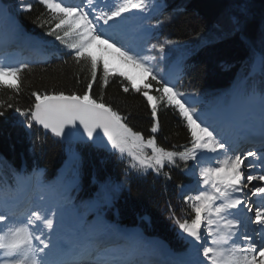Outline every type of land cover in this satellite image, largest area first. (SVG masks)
I'll list each match as a JSON object with an SVG mask.
<instances>
[{
  "label": "snow or ice",
  "instance_id": "snow-or-ice-1",
  "mask_svg": "<svg viewBox=\"0 0 264 264\" xmlns=\"http://www.w3.org/2000/svg\"><path fill=\"white\" fill-rule=\"evenodd\" d=\"M18 3L27 11L33 7L24 0H18ZM37 3L46 10L48 18L45 19L42 12L35 22L40 27L47 25V35L54 36L71 50L72 63L79 71L87 70L86 88L83 94L67 95L63 91L43 94L33 91L34 104L22 111L17 106V96L24 87L21 73L29 69V64L20 62L16 65L0 59V90L8 89L13 93L7 99L0 97V116L4 115V110L15 108L28 118V128H32L34 122L58 137L72 135L65 131L66 127H82L83 134L94 143L98 139L103 142L97 132L102 130L107 144L121 155L127 153L132 161L131 168L142 175L152 170L157 176L163 174L171 180L169 172L164 171L166 165L179 167L177 159L183 161V170L194 178L192 183L181 186V198L191 210L190 218L177 217L172 212L171 219L181 234H186L184 239L194 251L193 259L186 264H264V184L254 183L264 182V174H254L255 162L264 165V91L259 94L260 149L238 152L232 145L231 136L209 125L184 94L174 84L158 77L138 53L123 46L116 48L122 57L141 68L146 77H151L142 89L132 77L119 73L136 92H143L155 121L151 132L156 133L160 127L157 119L160 103L177 109L186 121L192 138L191 147L183 151L166 150L158 146L155 138L145 141L140 132L133 131L126 122L127 117L121 116L105 101L103 92L99 97L94 96V84L106 88L110 72L115 74L117 70L109 69L106 63L101 64L91 51L94 41L109 48L116 46L109 42L112 37L103 39L108 30L105 25L112 28L126 19L125 14L162 8L160 0H80V3L37 0ZM0 14L10 17L6 7L0 9ZM156 47L152 45V48ZM159 51H164L163 45L159 46ZM261 60L264 63V55ZM152 82L159 95H149L147 89L153 87ZM129 84L123 86L125 93L129 92ZM255 132V125L248 122L233 129L234 135L253 140L257 138ZM145 149H151V155ZM188 161L194 162V166L189 167ZM25 179L17 174L14 184L6 185L0 198V264H136L131 255H125L119 249L108 251L90 243L77 245L54 241L55 213L21 203L19 193ZM249 192L259 197L260 205L254 207L249 202ZM248 213H253L254 217Z\"/></svg>",
  "mask_w": 264,
  "mask_h": 264
},
{
  "label": "trees",
  "instance_id": "trees-1",
  "mask_svg": "<svg viewBox=\"0 0 264 264\" xmlns=\"http://www.w3.org/2000/svg\"><path fill=\"white\" fill-rule=\"evenodd\" d=\"M1 1L16 14L26 31L55 51L50 62L22 71L24 87L17 96V106L22 111L31 107L35 102L31 95L33 91L83 94L87 70L79 71L72 63L71 50L54 36L47 35V25L40 27L35 22L42 12L44 18H48L43 6L37 3L31 11L18 13L13 9L17 0ZM164 1V15L157 18L162 27L160 37L166 50L175 56H183V75L177 90L198 95L210 105L228 99L249 72L255 57L264 55V0ZM95 57L103 64L101 55ZM66 60L68 64L64 63ZM125 84L129 82L110 74L108 86L101 89L98 83L94 84L93 94L99 97L103 92L105 101L121 116L127 117L128 126L140 132L145 141L155 138L158 146L169 151L191 147V134L177 109L158 104L160 127L152 133L155 121L143 92H136L129 84V92L125 93ZM152 84L151 94L159 95L155 91V82ZM9 95H13L10 90H0V97L7 99ZM27 124L28 118L15 108L4 110V115L0 116V179L12 181V175L25 166L28 171L43 168L46 179L53 180L67 164L66 148L78 149L82 163L77 198L82 201L88 198L89 203L97 200L98 210L105 217L122 226L140 225L148 234L166 239L177 250L182 249L186 241H182L171 213L190 218L191 210L182 204L180 197V186L188 180L182 173L183 161L177 159L179 167L166 165L164 171L169 172L171 180L163 174L157 176L152 170L146 175H138L127 160L106 148L64 142L34 123L32 128ZM87 204L82 202L81 208Z\"/></svg>",
  "mask_w": 264,
  "mask_h": 264
},
{
  "label": "rangeland",
  "instance_id": "rangeland-1",
  "mask_svg": "<svg viewBox=\"0 0 264 264\" xmlns=\"http://www.w3.org/2000/svg\"><path fill=\"white\" fill-rule=\"evenodd\" d=\"M160 2L164 7L163 0H160ZM163 7L158 8L156 10H150V11H148L149 14L146 15L148 18L151 17V20L148 21V23H146V24H148V25H146V27H153V31L149 32L147 34H141L142 35L141 38H138L134 34L129 38V40L127 41L126 44H127V47L134 49V51L139 54L140 59L146 60V63L154 69V72H155V74H157L158 77L167 80L168 76H170V75H174L176 77L180 76L181 58H175L174 57L173 59H170V57H169L170 54L165 50L163 52H160L159 56H158L155 53V49L152 48V45L149 42V39L154 35V33L159 28L158 23H156L153 20V17L155 15H157L163 9ZM20 9L22 10L24 8L20 7ZM125 16H126V19L121 21V23L119 25H116V26L120 27L123 22H126V23H129L128 26L131 27V25H133L137 21L135 18L131 19L133 14H125ZM9 18L12 21L13 26L7 27V30H6L7 36L11 37V38H15L14 39L15 42H21L20 40H23L26 38L25 34L23 32L24 30L21 26L18 27L16 20L14 19V17L11 14H10ZM110 23H112V22H110ZM105 26H107V25H105ZM141 27L142 26H140L139 29H141ZM13 28H14V30H13ZM15 45H18V44L16 43ZM37 47H41V49L43 51H45V49L43 48V46H41L39 44V42L37 44ZM108 50H110L109 47L107 45L100 44L99 41H95L91 47V51H92L94 56H100V55L102 56L103 63H105L104 60L106 59V54H107ZM143 50H149L148 54H150V55H144L143 53H141ZM5 55H6V53L3 56H5ZM44 57L47 58L48 54H44ZM151 57H155V59H146V58H151ZM261 57L262 56L257 57L256 63L253 66V72L252 73H257L258 75H264V63H262ZM0 59H2V58H0ZM123 59H125V58L123 57ZM3 60L6 63H9L10 61H13V56L10 55L9 57L4 58ZM130 62H132V61H130ZM160 62H162V63H160ZM32 63H35L34 60ZM160 64L161 65L166 64L165 68H161ZM115 74L119 75V72L117 73V71H116ZM126 74L128 76L132 77L131 74L130 75L128 73H126ZM120 77L122 79H125V77H123V76H120ZM132 79L135 81V79L133 77H132ZM149 79H151L150 76H148V77L145 76L144 80L140 81L141 84L139 86L141 88H143L144 84L148 83L147 80H149ZM151 89H147V91L149 92V95H152L150 93ZM260 93H261V91L259 89L254 88L252 90L251 97H254L259 102V96L258 95ZM245 95H246V92L242 88H240L239 90H236L234 93V96L232 97V99L229 103V105H227V106L230 108H239L241 106L245 107V105L248 102V100H246V101L243 100V98L245 99ZM199 101H200V103L196 107H199L201 105V100H199ZM228 107L221 105V104L214 106L212 108L213 114H218V112H222V113L225 112L226 113V111L228 110ZM234 111H238V110H234ZM197 112H200V111H197ZM201 113H203V112H201ZM204 113H208V112H204ZM227 114H229V113H227ZM77 168H78V165L75 164L73 169H77ZM65 172L66 171L61 173V175L54 182H46L44 180V178L42 177V173H43L42 170H36L33 173L27 174L23 168V170L20 172V174L23 175L24 177H26L25 182L30 183V185L33 187L32 193H31L32 202H30V205H33V207H37V204H38L37 203L38 199H36L37 195L35 193V190L38 189V187L39 188L47 187V190L42 189L43 193L47 194V196H46L47 198L45 197L46 200L45 199L42 200V202H46V203H44L42 205L44 206V205L48 204V205H50V207L48 206V210H50V212L54 211V213H55V216H54L55 231L56 232H62V235H65V234H67V232L65 231V228H66L69 231V233H68V235H65V236H71L72 228L74 227V222L68 223V220H70V219L72 220L74 218V215L77 213V211L74 208V206L72 205L71 199H69V196H70L69 194L71 192L72 193L74 192L72 190H73L74 186L77 184V178H76V172L72 171L71 172V179H66L65 178ZM24 186L25 185H22V188ZM3 188H5V187L0 186V198H2V196H3V193H2L4 190ZM48 197L51 198L50 199L51 201L48 199ZM97 229L99 231L112 230V229H115L116 231H118L116 226L113 224H110L109 222H108L107 226L100 225V224L98 225V221L96 219L94 224L91 226V229H87V232H91V231H94Z\"/></svg>",
  "mask_w": 264,
  "mask_h": 264
},
{
  "label": "bare ground",
  "instance_id": "bare-ground-1",
  "mask_svg": "<svg viewBox=\"0 0 264 264\" xmlns=\"http://www.w3.org/2000/svg\"><path fill=\"white\" fill-rule=\"evenodd\" d=\"M28 2H30V0H25V3H28ZM69 2H70V0H69ZM3 8H5V6L0 1V9H3ZM147 14H149L148 11L135 14L136 16L139 15V17L136 18L137 21L133 25H131V27L128 26V23H126V22L122 23V25L120 27H112V28L105 27L108 30L103 37V38L106 37V39H108V37H112L113 39L110 41L112 43H115V45H116L113 48H109L110 50L107 51L106 59L104 60V62L107 64L109 69L117 70V73L118 72L119 73L124 72V73H128L129 75L131 74V76L135 79V83L137 85H140L141 84L140 81L144 80V78H145L144 72L142 71L141 68L137 67L134 63L130 62L127 59H123V57L116 50V48L123 46L126 49H131L130 47L126 46V42L129 39V37H131L133 34H135L138 38H141L142 37L141 34H147L153 30V28L151 29L150 27H146L145 17ZM12 16L14 17V15H12ZM14 19L16 20L15 17H14ZM16 22H17L18 27H19L20 25H19L17 20H16ZM8 26H13L12 21L10 20L9 17L6 18L2 14H0V31H1L0 32V44H2L1 42L9 41V38L7 37V31H6ZM140 26H142L141 29H139ZM13 30H14V28H13ZM25 35H26V39L22 40V44L25 45L26 47L30 48V49L36 50L37 46L35 44V40L31 36H29L27 33H25ZM11 43H13V42H11ZM20 47H22V46H20ZM141 53H143V52H141ZM0 56H1V54H0ZM12 64H15V63L12 62ZM8 79H10V78H8ZM175 80H176V76L170 75V77L168 78L167 81L170 83V85H172V84H175ZM185 98L188 99L189 104L192 107L198 104V101H197L198 99L195 98L194 96H185ZM198 113H200L202 115V117L207 121V123L209 125L216 123L215 121H217L218 122L217 127L218 128L220 127L219 131H222V132H224L225 135H229L231 137H232V131H233L232 128L237 125V119L240 120V117L238 115V114H240L239 111H234L235 114L230 112L229 114H226L225 117H220V116H218L219 114L213 116L209 112L208 113L198 112ZM244 114H248L249 116L247 117V119L252 120V121H256L257 124L259 125L260 104L254 103L253 107L251 109L244 111ZM237 116H238V118H237ZM212 117H216V119L213 120ZM209 155H212V154H209ZM23 185H25V187L21 190L20 200L23 198L28 199V197L30 196L29 192H30V190H32L30 183L24 181ZM48 199L50 200L51 198L48 197ZM44 203H46V202L41 201L39 203V205H40L39 208L46 209L48 206L50 207V205H48V204L44 205L45 206L44 207L42 205ZM112 235H114V234L105 232L101 235V238H110V237H112ZM89 237H95V236H94V234H91V235L86 236L85 239L82 238L81 239L83 242L82 244H87L86 240ZM95 238H97V237H95ZM151 240H153V241H151ZM151 240L148 241L147 243H141L142 246L144 247L145 252H151L152 253L156 250L157 244L155 243L154 239H151ZM120 246L121 245H114L112 248L116 249ZM120 251L123 254H125L124 250H120ZM189 257L193 259L194 252Z\"/></svg>",
  "mask_w": 264,
  "mask_h": 264
},
{
  "label": "water",
  "instance_id": "water-1",
  "mask_svg": "<svg viewBox=\"0 0 264 264\" xmlns=\"http://www.w3.org/2000/svg\"><path fill=\"white\" fill-rule=\"evenodd\" d=\"M38 126L41 127L43 130L53 134L50 130L44 129L43 126H41V125H38ZM65 131L66 132L70 131L72 133V135H70L69 137H59V138L66 139V140L69 139V140L78 141V142H85V143L92 142V143H94L93 140H90L86 136V134H83V128L82 127L75 128V127L69 126V127H66ZM97 132L99 133V136L103 138V142H101L98 139L95 143H98L100 146H108V145H110V144H107V138L103 136L102 130L98 129ZM160 244H161V248L163 249V253L166 254L167 251H168V245L164 241H160Z\"/></svg>",
  "mask_w": 264,
  "mask_h": 264
}]
</instances>
